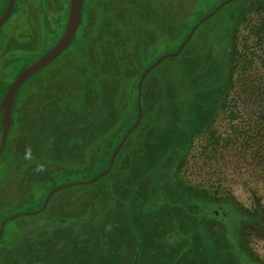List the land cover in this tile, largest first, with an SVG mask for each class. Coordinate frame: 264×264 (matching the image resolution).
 <instances>
[{"label":"rangeland","instance_id":"1","mask_svg":"<svg viewBox=\"0 0 264 264\" xmlns=\"http://www.w3.org/2000/svg\"><path fill=\"white\" fill-rule=\"evenodd\" d=\"M123 1L89 0L91 9L83 13L85 28L79 30L71 48L59 56L72 59L67 75L46 82L37 91L33 89L30 93L33 95L28 94L26 102L13 107L17 129L14 131L12 121L8 135L13 143L12 162L26 179L18 190L19 196L17 191L14 195L20 199L19 205L12 204L5 213L40 210L43 204L40 206L35 200L40 183L51 187V192L61 184L88 180L104 171L103 155L110 140L101 136L110 129L120 133L128 126L127 119L131 120L127 116L132 112L130 108L118 119L116 98L121 97L123 104L126 103V86L133 84L134 79L140 82L148 67L140 73L141 68L158 56L172 53L174 48L178 50L192 27L225 0H140L137 7L130 3L136 0ZM127 1L130 2L127 4ZM34 3V0H18L14 13L0 27L1 100L22 69L51 49L66 28L68 18L64 26L57 12L59 3L46 13ZM8 4L9 0H0V18ZM132 12L143 26L146 25L133 40L131 32L136 27L130 24L134 18ZM250 16L253 15L247 13V17ZM222 17L226 14L206 27L205 35L194 45L186 44L180 52L190 81L194 85L206 84L203 92L197 94L198 103L192 110L194 145L169 176L181 203L129 212L131 203H126L129 190L119 178L123 176L126 182L132 183L146 174L139 176V170L134 169L130 177L123 170L115 182L117 199L106 212V222L50 230L37 227L43 222L42 212L46 208L35 215L15 217L6 222L0 238V264H264V160L255 155L253 142L233 133L229 114L222 109L227 92L233 96L231 91H241L244 98L238 107L244 109V113L235 120L236 129L251 130L254 122L259 124L263 114L258 111L255 115V96H250L256 70L240 78L231 76L224 84L213 87L216 78H212L207 67L219 54L212 52L215 47L209 43L211 35L220 31ZM166 26L169 28L165 33ZM248 28L243 23L236 26L235 44L239 52L250 49ZM130 45L134 46V51L124 50V46L129 48ZM164 61L175 65L169 57ZM103 62L106 67L99 68V74L94 77L93 71L95 73ZM231 65L234 66L235 61ZM105 73L110 76L102 81ZM109 77L111 81L106 82ZM160 81L156 74H148L143 81L142 119L148 118L156 107L161 96ZM81 83L84 88L81 98L72 102L73 108L69 107V97L77 95ZM25 84L19 92L22 93L30 81ZM209 87L215 90L205 91ZM170 96L173 98L175 94L170 93ZM158 111L161 112V108ZM177 112V107L173 106L172 119L177 118ZM211 128L217 129L222 139L217 153L209 156L203 147ZM143 131L140 129L138 135ZM159 132V128L150 130L147 141L167 145V134L159 135ZM154 152L148 150L151 160ZM85 185L60 189L49 200L46 207L51 215L73 216L55 221L56 225H73L86 220L76 215L91 207L98 189ZM10 196L13 197L7 190L0 189V206H4ZM0 215H4L2 211ZM47 224L54 223L44 221V226ZM8 226L20 232L14 235L15 245H7L5 228Z\"/></svg>","mask_w":264,"mask_h":264},{"label":"trees","instance_id":"2","mask_svg":"<svg viewBox=\"0 0 264 264\" xmlns=\"http://www.w3.org/2000/svg\"><path fill=\"white\" fill-rule=\"evenodd\" d=\"M70 1L71 0H34V4L39 7L41 12L46 13L48 11L47 9L51 8L52 5H58L59 3L57 12L58 15L60 14V19L65 26L67 18L69 16ZM16 2H18V0ZM123 2H126V0H124ZM129 2L130 1H127V4ZM139 2L140 0H136V2L130 3L132 4V6L137 7L139 5ZM90 9L91 7L89 6V0H84L83 13H85V11H90ZM224 13L226 14V17H222L221 25L218 27L220 31H218L215 35H211V41L209 43V45L215 47V49L213 48L212 52L215 54H219V56L215 62H211L208 64L207 70L210 71V75H212L213 79L216 78V83L213 84V87L216 85L219 86V84H224L231 76L240 78L242 77V75H246L249 71L256 70V80L253 81L254 85L251 88L250 96H252L253 94L255 96V115L256 113H259L258 111H261V114H263V117H261L259 124L256 125V122H254V128L251 130L243 131L236 129L234 122L236 119H238L239 115L242 112L244 113V109L240 110V106L238 107L239 102L244 98L241 91H236L235 93L231 91L233 96H231L229 92H227L222 102V109L226 114H229L228 117L231 121L233 133H237L246 141H250L251 143L253 142V146L256 149V151L254 152L255 155L260 156L264 160V0H234L227 3L226 6L224 5L211 18H209L198 27L187 45H194L199 39H201L205 35V28L210 27V25ZM247 13L253 16L247 17ZM131 16L134 18L132 19V21H130V24L134 28L136 27L135 29L133 28L134 32H131L133 40L135 36L138 35L140 28L143 29L146 25L143 26L142 23H140V20L137 18L135 12H132ZM223 19L225 20L223 21ZM136 21H138V23ZM240 23H243L244 25H246V27H250L248 28L247 33L250 49H245L241 52L238 51V48L235 44V29L236 26H238ZM83 26L85 28L84 23H82L80 29H82ZM166 28H169V26H166L164 28L165 33ZM133 47V45H130L129 48H127V46H124L123 48L124 50L132 49V51H134ZM70 48L71 47H69L68 50ZM176 50L177 48H174L173 52H175ZM181 54H179L178 56L169 57V59H172L174 61L175 65L166 63L164 61L166 59L165 58L158 66H156L149 72V76H152L153 74L159 75V79L161 80V96L156 104L155 109L151 112L149 117H143L142 122L134 129L125 144L121 147L120 151L117 154V157L115 158L112 169L97 181L85 185L93 186L96 191L98 189L96 196L91 201V207L86 212H80V214L78 213L76 215V217L79 218L86 217V220L79 223L77 222L73 225H56L55 221H63L66 219H70L73 216H68L63 213L51 215L48 211V207H46V209L42 212L43 222L41 221V224L37 225V227L40 226V229L51 228L50 230L70 227L81 228L86 225H99L100 223L106 222V212L113 207L112 203L115 201V199H117L115 197V182L119 177L118 174L123 170L126 172L125 175L128 176L129 174L130 177L133 173V171L131 172V170L134 169L139 170V176H143L146 174L143 179L137 177V179L132 183L126 182V178L123 179V176L119 178L125 181V187H128L129 190V196L126 200L127 205L131 203L130 206H128L129 212H134L135 210L149 211L157 208L173 207L181 203L180 198L177 196V193L171 187L169 176L176 170L178 162L181 160V158L194 145V137L191 133L192 110L193 107L198 103L197 94H201L203 92L202 89L206 88L203 87V85H206L205 82L199 83L201 85L200 86L199 84L194 85L190 81L191 76L188 73V69H186L185 65L182 62ZM158 58L159 56L155 59H152L153 61L148 63L146 66H143L140 70V73L142 70H145L147 67H149L151 63L155 62ZM234 61L235 65L232 66L231 62ZM71 63L72 59L68 60L66 58L63 59L62 57H58L48 66L44 67L39 72L27 79L25 81L26 84L29 81L30 84L22 91V93H18L15 98L14 107H20L22 103L26 102L27 95H33L30 94L32 93L33 89L34 91H37L38 88L41 85H45L46 82L51 83L56 79L65 77L67 75L68 69H70ZM101 67L105 68L106 62L100 64V66L96 68L97 71L95 73L93 71L94 77L99 74V68ZM173 67L176 69L175 71L172 69ZM156 68L157 70L155 71ZM105 76H110V74H103L102 81L105 80ZM109 81H111V77H109L106 82ZM138 82V79H134L133 84H129L128 86H126V103L123 104L121 97H117L115 100V104L118 107V114L120 115L118 119L120 120L123 112L130 108L132 112L130 114H127V116L130 117L131 120L127 119L129 120L127 122L128 126L120 133H117L116 130L112 129L107 130V133H102L103 135L101 137H107L110 140L108 146H105L106 152L103 155L104 159L102 161V164H104L103 170L109 166L110 159L116 147L120 143L124 134L134 124L138 117ZM83 83L85 82L83 81ZM86 83L88 84V82ZM82 88L83 85L81 83L78 91L76 92L77 95L74 97V94L73 97H69V101L71 104L69 105V107L73 108L72 102L81 98ZM214 88L209 87L205 91H214ZM170 93H172V95L175 94V96L172 98L170 96ZM0 94L3 95L1 88ZM141 104L144 109L145 100L143 98ZM173 106L177 107L178 110L176 119H172L171 111L173 109ZM159 108H161V112L158 111ZM15 122L16 117L15 114H13L14 131H16L17 129V127L15 126L17 124H15ZM153 128L160 129L159 135L167 134V136H165L168 139L166 140L167 145L156 141L155 144L153 140L147 141L148 132L150 130H153ZM140 129H144V131L142 134L138 135ZM247 131L248 133H250L249 136H247ZM1 134L2 123L0 120V143ZM219 134L220 133L215 128H211L209 130L206 138L204 139L206 145L205 147H203V151H205V154L207 153L210 156L217 153V146L222 139L220 138ZM229 140L232 141V139ZM12 147V137L9 136L5 146V150L0 157V189L7 190V192L13 195V197L10 196L6 201V204L4 206H0V211H2L4 214L0 215V225L3 220L9 217V215L13 214L5 213V211L6 209L10 208L12 204L17 206L16 204H18L20 199H18V197L14 198V195L16 191L18 192L19 188H21L24 179H26L25 174H19L17 165L12 162ZM148 150L156 151L152 155V160L151 157L148 158ZM214 160L216 161L217 157H215ZM149 162L150 165L147 166V163ZM37 189L38 192H35V194L38 196L35 197V200H37L36 202H39L41 206L52 188L45 186V184L43 183H40ZM104 191H106L105 196H103ZM89 192H91V190L86 192L85 195L87 196V193L89 194ZM17 196H19V192ZM44 221L53 222L54 224H47L46 226H44ZM5 230L6 236L9 241L7 245H15L14 235L20 232H17V230H14L11 226L6 227ZM17 257L19 262V256Z\"/></svg>","mask_w":264,"mask_h":264},{"label":"water","instance_id":"3","mask_svg":"<svg viewBox=\"0 0 264 264\" xmlns=\"http://www.w3.org/2000/svg\"><path fill=\"white\" fill-rule=\"evenodd\" d=\"M234 1V0H225L221 2L214 10H212L209 14L204 16L201 20H199L191 29L189 35L187 38L182 42V44L179 46L178 50L172 53H167L163 56H161L158 60H156L152 65H150L142 74L139 86H138V118L134 125L126 132L118 146L116 147L111 159L109 166L99 173L94 178L88 179V180H82V181H71L64 184H61L54 188L46 197L44 204L40 210L37 211H28V212H17L10 217H8L6 220H4L1 223L0 227V238L3 234L4 226L6 222L10 219H13L15 217L21 216V215H35L40 213L42 210H44L49 203V200L52 198V196L60 189L72 186V185H79V184H89L97 181L104 175H106L113 166V163L115 161V158L117 157L118 152L120 151L121 147L125 144L127 141L129 135L134 131V129L140 124L143 116L142 111V104H141V94H142V84L146 76L149 74V72L154 69L156 66H158L165 58L170 56H178L181 52V50L184 48V46L191 40L193 34L198 29V27L203 24L205 21H207L209 18H211L216 12H218L224 5L227 3ZM83 3L84 0H71L70 2V10H69V16L66 28L64 30V33L60 40L51 48L49 49L45 54H43L39 59L31 63L30 65L26 66L22 71L18 74V76L15 78V80L11 83L9 88L6 90V93L3 97V99L0 102V115L2 117V134H1V143H0V157L3 154L7 142V138L12 126V112L13 107L15 103L16 95L21 88V86L25 83L27 79H29L31 76L39 72L41 69L49 65L52 61L57 59L63 52L66 51V49L72 44L74 41L77 32L82 24L83 20ZM15 0H9L8 7L2 17L0 18V27L8 20L10 17L13 8H14Z\"/></svg>","mask_w":264,"mask_h":264},{"label":"flooded vegetation","instance_id":"4","mask_svg":"<svg viewBox=\"0 0 264 264\" xmlns=\"http://www.w3.org/2000/svg\"><path fill=\"white\" fill-rule=\"evenodd\" d=\"M16 1H17V0H15V4H16ZM15 4H14V7H15ZM14 11H15V10H14V8H13V11H12L11 15L14 13ZM11 15H10V16H11ZM81 25H82V24H81ZM79 29H80V28H79ZM77 33H78V32H77ZM76 36H77V35H76ZM44 40H45V42H47V38H45ZM69 47H70V46H69ZM69 47H68V48H69ZM55 60H56V59H55ZM52 62H53V61H52ZM52 62H51V63H52ZM47 66H48V65H47ZM21 87H22V86H21ZM19 90H20V89H19ZM18 93H19V91H18ZM18 93H17V95H18ZM17 95H16V96H17ZM12 116H13V112H12ZM1 119H2V117H1V115H0V120H1ZM12 121H13V119H12ZM1 123H2V121H1ZM11 127H12V126H11ZM10 130H11V129H10Z\"/></svg>","mask_w":264,"mask_h":264},{"label":"crops","instance_id":"5","mask_svg":"<svg viewBox=\"0 0 264 264\" xmlns=\"http://www.w3.org/2000/svg\"><path fill=\"white\" fill-rule=\"evenodd\" d=\"M44 204V203H43Z\"/></svg>","mask_w":264,"mask_h":264}]
</instances>
